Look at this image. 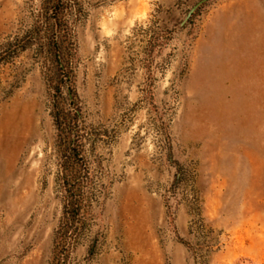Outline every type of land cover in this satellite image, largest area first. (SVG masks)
Listing matches in <instances>:
<instances>
[{"label":"rangeland","instance_id":"1","mask_svg":"<svg viewBox=\"0 0 264 264\" xmlns=\"http://www.w3.org/2000/svg\"><path fill=\"white\" fill-rule=\"evenodd\" d=\"M201 1L72 0L59 85L0 0V264H264V0Z\"/></svg>","mask_w":264,"mask_h":264},{"label":"trees","instance_id":"2","mask_svg":"<svg viewBox=\"0 0 264 264\" xmlns=\"http://www.w3.org/2000/svg\"><path fill=\"white\" fill-rule=\"evenodd\" d=\"M72 0H44V4L48 6L49 16L46 17V36L41 42L42 51H45L50 62L51 71L59 82L65 83V77H69L71 72V59L73 57V41L70 30L67 26H64V10L68 7V4ZM37 35H32L27 41H20L16 46L15 50L25 51L28 49V44L32 41H36ZM60 86L56 89L59 92ZM78 115H75L77 118ZM61 125V124H60ZM71 123L66 124V130H71ZM69 140V141H68ZM68 144V155H66V160L68 161H79L81 160V151L77 147V140L67 139ZM70 194V217L66 222V227L78 220L81 211L82 203L84 202V195L81 191L77 189H72L68 191ZM67 215V214H66ZM67 218V217H66ZM65 228V227H64ZM58 261L57 264H66L65 257H56Z\"/></svg>","mask_w":264,"mask_h":264},{"label":"water","instance_id":"3","mask_svg":"<svg viewBox=\"0 0 264 264\" xmlns=\"http://www.w3.org/2000/svg\"><path fill=\"white\" fill-rule=\"evenodd\" d=\"M209 1H211V0H203V1H201L200 3H198L192 10H191V12L189 13V15H188V17H187V19H186V21L188 20V19H190V17H192V15L202 6V5H204L205 3H207V2H209ZM185 21V22H186ZM184 24V23H183Z\"/></svg>","mask_w":264,"mask_h":264}]
</instances>
